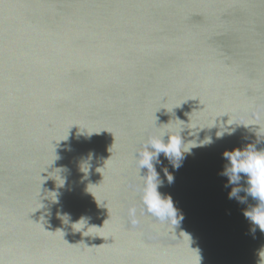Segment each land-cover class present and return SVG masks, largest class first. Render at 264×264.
<instances>
[{"label":"water","instance_id":"1","mask_svg":"<svg viewBox=\"0 0 264 264\" xmlns=\"http://www.w3.org/2000/svg\"><path fill=\"white\" fill-rule=\"evenodd\" d=\"M180 131L205 144L153 161L173 226L146 212L139 153ZM249 145L264 0H0V264H264L259 201L220 175Z\"/></svg>","mask_w":264,"mask_h":264},{"label":"clouds","instance_id":"2","mask_svg":"<svg viewBox=\"0 0 264 264\" xmlns=\"http://www.w3.org/2000/svg\"><path fill=\"white\" fill-rule=\"evenodd\" d=\"M181 133L182 131L171 134L165 132L159 136L152 137L145 145L143 151L139 153L140 168L147 167L150 173V175L143 177L144 187L141 200L146 212L161 222H169L173 226L177 225L183 217L178 216V210L174 206L172 198L170 196L163 198L158 191L163 182L158 179V173L155 170L153 161L158 160L159 155L163 153L173 162L174 167L178 169L185 153H190L193 147L205 144L204 141L186 143ZM166 136L168 138L167 142L164 140ZM210 142L209 140L207 143ZM224 156L230 161V164L225 167V170L220 175L227 176L230 184H239L242 175L247 177L248 188L246 191L254 199L258 200L259 204L246 210L244 215L264 232V149L257 150L254 145H249L243 151L235 149L232 152H225ZM153 170L154 175L151 174ZM165 173L168 175L169 183H171L174 179L173 176L168 174L166 169ZM225 186L227 187V185ZM242 190L244 189L240 187L233 188L232 192L229 193V199L236 197ZM241 202L243 201L241 200ZM133 211L135 210L133 209Z\"/></svg>","mask_w":264,"mask_h":264}]
</instances>
